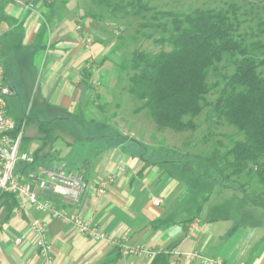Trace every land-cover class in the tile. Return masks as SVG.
Returning <instances> with one entry per match:
<instances>
[{
	"label": "crops",
	"instance_id": "crops-1",
	"mask_svg": "<svg viewBox=\"0 0 264 264\" xmlns=\"http://www.w3.org/2000/svg\"><path fill=\"white\" fill-rule=\"evenodd\" d=\"M66 4L0 0V62L12 90L7 113L20 121L21 149L36 154L40 168L80 173L86 183L76 201L58 194L45 198L88 225L153 253L122 255L118 247L32 206L15 211L12 200L3 197L0 264H46L29 229L32 218L45 226L52 264H151L155 257L154 264H204L185 257L192 251L224 264H264V221L230 227L225 215L201 217L207 193L198 198L173 172L146 162L140 144L116 136L115 102L110 100L116 89L104 88V61L96 62L93 43H85L79 9L69 17ZM114 44L101 51L103 57ZM109 174L113 181L99 194V183ZM193 222L197 226L190 229ZM17 237H23L19 244Z\"/></svg>",
	"mask_w": 264,
	"mask_h": 264
},
{
	"label": "trees",
	"instance_id": "trees-1",
	"mask_svg": "<svg viewBox=\"0 0 264 264\" xmlns=\"http://www.w3.org/2000/svg\"><path fill=\"white\" fill-rule=\"evenodd\" d=\"M97 6L109 16H83L105 22L118 15L135 44L113 65L124 75L121 89L139 103L137 112L147 110L158 129L183 131L193 129L206 109L212 120L240 135L230 145L217 142L205 153L166 148L160 160L148 163L183 172L209 192L218 186L245 195L252 185L258 194L250 200L264 208V0H231L221 7L185 11L145 0H97ZM125 40L119 35L102 60L128 47ZM39 165L34 154L31 164L18 162L16 171L27 174ZM42 194L54 199L52 193ZM3 197L17 205L13 194L1 193Z\"/></svg>",
	"mask_w": 264,
	"mask_h": 264
},
{
	"label": "rangeland",
	"instance_id": "rangeland-1",
	"mask_svg": "<svg viewBox=\"0 0 264 264\" xmlns=\"http://www.w3.org/2000/svg\"><path fill=\"white\" fill-rule=\"evenodd\" d=\"M151 5L158 8L173 9V10H188L196 6L221 7L231 0H145ZM46 3V2H45ZM77 5V6H76ZM77 7L83 18V26L81 28L85 40L89 39L93 43V51L96 54L95 61L100 63L103 59L101 51L110 46L116 41L119 35L126 37L125 43L128 47L111 53L104 61V73L101 74L102 84L104 88L116 89L115 94H111V99L115 102L114 120L116 124L115 134L118 138L136 140L140 143V153L147 162L158 161L161 159V153L166 148H176L179 150H188L193 153H205L212 149V146L221 142L225 146L230 145V139L239 138L234 127L227 125L223 121L215 122L209 117V113L204 109L198 117L195 118V127L183 131H173L170 129H158L155 123L150 118L147 110L136 111L139 106L137 101H133L127 93L121 88L125 84L124 75L118 74L113 62L120 60L128 55L129 50L135 46L129 41V29L125 27L118 15H113L108 18V21H99L84 17L83 12L102 13L108 17L98 6L97 0H67V16H72ZM117 37V38H116ZM89 43V44H90ZM150 48H153L150 42H144ZM145 45V44H144ZM108 55V54H106ZM105 55V56H106ZM113 69V70H112ZM112 93V92H110ZM111 110V112L113 111ZM98 119L100 117H97ZM114 118V119H113ZM113 128H110L112 132ZM135 145L137 143L133 142ZM223 149V148H222ZM166 170L167 165H162ZM169 170V169H168ZM177 181L186 185L190 190L195 191L200 196L209 193V187H202L194 178L187 177L183 172H173ZM181 178V179H179ZM244 178L241 179L243 181ZM190 193V194H191ZM258 192L254 190L252 185L245 190V195L242 191L233 188H221L215 186L209 194L207 203L203 204L200 216L225 215L230 223V227L234 224L245 226L257 220L264 221V208L258 206L250 199L257 197ZM249 197V200L245 199ZM208 206V207H207ZM193 214V213H192Z\"/></svg>",
	"mask_w": 264,
	"mask_h": 264
},
{
	"label": "built area",
	"instance_id": "built-area-1",
	"mask_svg": "<svg viewBox=\"0 0 264 264\" xmlns=\"http://www.w3.org/2000/svg\"><path fill=\"white\" fill-rule=\"evenodd\" d=\"M50 2V0H41ZM85 43H90L86 38ZM12 95V90L7 84L4 76L3 67L0 62V194L11 193L17 200L15 211L26 209L32 206L35 210L45 212L53 218H59L66 223L72 224L80 233L89 236L94 240H103L108 244L118 247L122 255L147 254L152 255V251L142 246H132L126 244L123 240L112 237L97 227L90 226L85 220L78 218L75 214H67L57 205L40 196V193L58 194L65 199L76 201L79 194L85 189L86 183L83 181L80 173H67L61 168L42 169L38 167L35 171H29L22 174L16 171L18 162L31 164L34 160L32 151L21 149L23 129L7 113V100ZM113 175L109 174L101 180L98 186V193L106 192L107 185L113 181ZM155 205L159 200L153 201ZM197 226V222L190 225V229ZM29 229L35 235V246L38 253L46 258V264H52L50 251L52 244L46 237L45 226L37 218L29 221ZM23 237L15 238V243H21ZM186 258H200L204 264H224L221 259L205 257L199 252H185Z\"/></svg>",
	"mask_w": 264,
	"mask_h": 264
}]
</instances>
